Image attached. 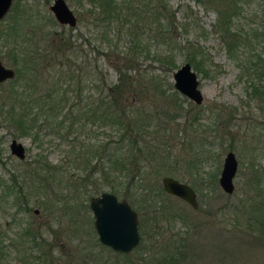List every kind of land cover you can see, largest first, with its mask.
<instances>
[{
    "label": "rangeland",
    "instance_id": "obj_1",
    "mask_svg": "<svg viewBox=\"0 0 264 264\" xmlns=\"http://www.w3.org/2000/svg\"><path fill=\"white\" fill-rule=\"evenodd\" d=\"M66 1L77 16L73 26L60 24L55 19L50 9L53 0H13L1 21L6 22L15 14L29 34L33 31L41 34L42 39L33 44L42 48L40 64L33 75L40 87L42 80L48 77L45 69L51 58L50 48L57 43L53 37L63 30L81 43L83 59L98 60L108 80L115 81V63H121L129 52L127 34L117 33L112 26L108 30L110 51H106L107 44L100 38L96 19L94 16L89 18L87 13L91 1ZM162 2L168 9L166 14L173 19V39L171 42L158 39L157 42L154 35L158 22L153 20L154 16L147 15L153 20L150 23L152 29L142 40L148 53L136 54L141 73L157 78L168 96L177 92V102L185 109L175 120V125L183 128L186 122L190 125L192 121L191 129H180L177 135L169 137L170 143L178 153L186 146L193 148L185 152L202 150V158L191 164L190 171L178 167V172L171 175L196 188L197 207L169 193L161 195L166 216H157L161 213L133 204L139 216L141 240L132 251L121 254L99 241L89 198L87 204L80 203L71 213L64 204L40 203L45 199L44 191L51 196L54 192L35 186L31 187L33 196L27 203L20 204L21 209L12 203L17 200L15 191L6 194L12 175L26 170L27 163L43 155L51 164L61 166L62 161H66L63 157L67 145L58 144L59 139L53 134L44 136L41 143L29 135L15 137L25 145L26 157L21 160L10 153L9 144L14 136L0 121V264H144L145 260L151 264H264V236L257 237V232L247 224L248 219H254L249 218L250 213L264 212V0L230 1L236 8L231 30L237 32L240 39L232 50L214 26L220 3L224 0ZM85 17H88L87 21ZM188 44L203 51L197 57L204 59L201 68L193 67L203 94L200 104L181 94L173 85V71L187 61V50L192 49ZM43 49L48 52L45 57L47 52ZM158 53L172 54L174 65L154 58ZM0 58L6 65L14 67L11 56L1 45ZM129 71L137 72L135 68H129ZM92 77L94 80L87 85L86 92L96 96L99 90L93 84L97 80L95 74ZM156 96L152 93L147 99H154L152 102L155 101L157 106L160 105L158 102H169L172 109V99L163 96V100L158 101L160 98ZM194 114L198 118L192 119ZM91 128L95 129V125ZM99 132L101 137L106 135L105 131ZM96 133L81 132L78 138L91 142ZM229 149L235 151L239 163L234 191L226 193L219 182L210 189L205 180L213 172H217L219 178L223 157ZM71 169L73 172V167ZM17 180L21 179L18 177ZM24 190L27 192L28 187ZM117 196L123 198L121 194ZM141 213L143 226L140 224ZM34 241L39 243L38 246ZM173 244L179 248L183 244L179 261L161 259L166 249L176 248Z\"/></svg>",
    "mask_w": 264,
    "mask_h": 264
},
{
    "label": "trees",
    "instance_id": "obj_2",
    "mask_svg": "<svg viewBox=\"0 0 264 264\" xmlns=\"http://www.w3.org/2000/svg\"><path fill=\"white\" fill-rule=\"evenodd\" d=\"M90 1L87 13L89 18L95 17L100 38L107 44L106 51H110L108 30L112 26L117 33L124 32L128 36L129 52L121 63H115V81L108 80L98 60L83 59L80 55L84 51L81 43L74 41L72 35L65 34L63 30L53 37L57 43L50 48L51 58L44 68L48 77L42 80L43 86L40 87L33 75L40 64L42 48L33 44L42 39L41 34L34 31L29 34L15 14L6 22L0 21V45L11 56L16 70L12 79L0 83V121L11 129L14 138L29 135L41 143L44 136L53 134L59 139L58 144L67 145L63 157L66 161H62L61 166L51 164L44 155L34 158L25 165L26 170L12 175L6 194L14 190L15 201L20 203L28 202L33 196L31 187L52 189L53 196L44 191L45 199L40 203L64 204L72 213L77 205L87 204L90 196L108 188L115 194H121L132 206L150 208L161 213L157 216H166L161 195L167 192L160 184V177L175 174L178 167L190 171L191 164L202 158V150L185 152L193 148L190 145L181 153L174 151L169 137L177 135L180 129H191L192 121L187 124L185 116L183 128L175 125V120L185 109L177 102V92L174 90L175 93L168 96L157 78L141 73L137 54L148 53L142 40L152 29L150 23L153 20L158 22L154 35L157 42L158 39L160 42H171L175 28L173 19L166 14L168 9L162 0ZM230 1L220 3L214 26L228 49L232 50L240 39L238 33L231 30L236 8ZM147 15L154 16L153 20H149ZM163 18L165 21L161 22ZM85 19L87 21L88 17ZM262 27L264 35V23ZM38 28L42 30V27ZM190 48L186 59L192 67L200 69L204 59L197 57L203 51ZM46 55L48 52L44 57ZM154 58L174 65L172 54L158 53ZM129 68H135L137 72L131 73ZM93 74L97 80L93 85L99 90L96 96L86 92L87 85L94 80ZM152 93L160 98L158 101L163 100V96L172 99V109L169 102H158L160 105L157 106L155 101L152 102L154 99L149 101L147 98ZM193 118L198 117L194 114ZM93 125L95 129L91 128ZM99 131H105L106 135L101 137ZM81 132H97V136L89 142L78 138ZM18 177L21 180H17ZM17 181L20 183L17 184ZM205 181L210 189L216 186L217 172L210 173ZM24 187H28L27 192ZM248 216L254 218L248 219L247 224L257 232V237L264 236V212ZM140 224L143 226L142 213ZM34 242L38 246L39 243ZM174 247L166 249L161 259L178 262L182 257L183 244L180 248ZM151 263L144 261V264Z\"/></svg>",
    "mask_w": 264,
    "mask_h": 264
},
{
    "label": "water",
    "instance_id": "obj_3",
    "mask_svg": "<svg viewBox=\"0 0 264 264\" xmlns=\"http://www.w3.org/2000/svg\"><path fill=\"white\" fill-rule=\"evenodd\" d=\"M13 0H0V19L9 11ZM50 9L60 24L73 26L77 16L66 0H53ZM15 70L5 65L0 58V82L12 78ZM173 85L183 95L196 104L203 101L199 87V77L189 61L182 63L173 71ZM10 150L20 158L25 157V145L16 138L10 141ZM237 170L235 152L227 150L219 174L218 182L226 193H232L235 188L234 177ZM164 190L181 198L191 206L198 205L197 192L193 186L172 175L161 177ZM93 214V224L99 241L121 252L131 251L140 240L138 229V212L126 198H119L109 190H102L92 195L88 201Z\"/></svg>",
    "mask_w": 264,
    "mask_h": 264
},
{
    "label": "flooded vegetation",
    "instance_id": "obj_4",
    "mask_svg": "<svg viewBox=\"0 0 264 264\" xmlns=\"http://www.w3.org/2000/svg\"><path fill=\"white\" fill-rule=\"evenodd\" d=\"M8 12H9V11H8ZM8 12H7V13H8ZM7 13H6V14H7ZM6 14H5V15H6ZM3 18H4V17H3ZM3 18H2V19H3ZM2 19H0V21H1ZM1 60H2V59H1ZM2 62H3V61H2ZM3 63H4V62H3ZM4 64H5V63H4ZM5 65H6V64H5ZM7 66H9V65H7ZM11 67H12V66H11ZM13 68H14V67H13ZM14 70H15V68H14ZM15 73H16V70H15ZM14 76H15V75H14ZM14 76H13V77H14ZM13 77H12V78H13ZM12 78H9V79H7V80H10V79H12ZM7 80H4V81H2V82H5V81H7ZM2 82H0V83H2ZM16 139H17V138H16ZM9 147H10V146H9ZM231 150H232V149H231ZM233 151H234V150H233ZM234 152H235V151H234ZM10 153L13 154V153L11 152V150H10ZM13 155L16 156L17 158H19V159L22 160V159H24V158L26 157V149H25V157H23V158H20V157H18V156L15 155V154H13ZM235 156H236V153H235ZM236 158H237V156H236ZM238 165H239V163H238V158H237V169H238ZM236 173H237V170H236ZM22 202L27 203V202H25V201H20V203H17L16 201H14V202H12V203H13L14 205L17 204L18 207L21 209L20 204H21ZM185 202H186V201H185ZM188 204H189V203H188ZM17 205H16V206H17ZM192 207H193V206H192ZM196 207H197V206H196ZM17 210H18V208H17ZM37 211H38V210H35V212H37ZM17 213H18V212H17ZM138 226H139V216H138ZM139 233H140V232H139ZM140 240H141V234H140ZM140 240H139V242H138L137 245H139ZM137 245H136V246H137ZM136 246H135V247H136ZM135 247H134V248H135ZM110 248H111V247H110ZM113 250H114V249H113ZM132 250H133V249H132ZM132 250H131V251H132ZM116 251H117V250H116ZM118 252H121V251H118ZM129 252H130V251H129ZM123 253H128V252H123Z\"/></svg>",
    "mask_w": 264,
    "mask_h": 264
}]
</instances>
